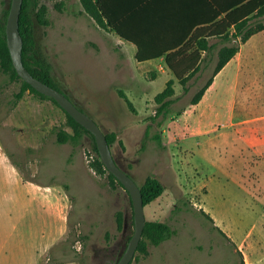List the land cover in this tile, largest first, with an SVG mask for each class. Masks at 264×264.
<instances>
[{
    "label": "rangeland",
    "instance_id": "1",
    "mask_svg": "<svg viewBox=\"0 0 264 264\" xmlns=\"http://www.w3.org/2000/svg\"><path fill=\"white\" fill-rule=\"evenodd\" d=\"M11 2L0 0V16ZM42 2L49 23L36 24L37 51L57 84L103 130L118 133L112 150L139 185L149 176L164 185L145 205L146 218L167 221L176 232L137 250L130 264H241L240 251L247 264H264V29L229 43L240 53L195 104L222 40L212 39L215 53L185 90L165 60L138 62L134 45L126 50L66 0ZM170 78L175 101L156 116L155 96ZM139 79L147 95L131 91ZM20 88L0 72V264H114L135 232L129 191L95 167L90 136L78 145L58 142L61 128L72 131L62 107L30 90L14 103Z\"/></svg>",
    "mask_w": 264,
    "mask_h": 264
},
{
    "label": "trees",
    "instance_id": "2",
    "mask_svg": "<svg viewBox=\"0 0 264 264\" xmlns=\"http://www.w3.org/2000/svg\"><path fill=\"white\" fill-rule=\"evenodd\" d=\"M80 1L83 6L82 12L92 17L95 24L107 31L115 32L121 38L133 42L137 46L136 58L138 61L143 62L166 54V63L185 90H188L189 80L194 77L202 67L203 59L200 50H208L214 46L209 44L208 37H220L224 45L218 50V60L214 68V74L194 94L192 103L195 104L202 99L206 90L213 83L215 75L220 72L227 62L239 51V44L229 43L233 42L235 39L246 42L253 34L264 29L263 21L253 22L254 18L264 16V0H210L211 14L200 19V23H198L205 24L203 27L188 28L184 36H182L178 42L168 44L152 43L142 41L139 33L123 26V22L120 21L110 8H108L105 0ZM62 4L63 3H59V5H57L59 9H62ZM10 7L4 10V13L0 16V72L6 74L11 82H21V88L15 93L13 102L18 103V101L23 98L26 91L30 90V92L42 98L52 99L59 105L56 99L38 91L32 84L28 83L18 74L8 46L6 34V24ZM47 14L48 6L42 2V0H23L20 15V32L24 40L23 62L34 76L63 90L57 84L52 74L51 63L46 58L40 56L37 51L36 24L37 22L43 24L49 23ZM192 41H197V48L188 53V50L192 46ZM175 78L168 79L165 88L156 94L155 100L159 103L156 116L167 113L171 104L175 101V97H173L175 94ZM118 92L119 95L125 99L129 108L132 111H136L137 109L134 102L127 92L122 89H119ZM63 110L67 114L68 124L71 126L72 131L61 128L57 132L58 142H73L75 145H78L81 143L84 136H90L92 139V147L97 153V158L94 162L95 167L101 173H107L113 185H116V183L123 185L116 175L109 171L103 163L94 134L78 122L64 108ZM105 132L112 148L114 143L118 140V133L116 131ZM147 132L149 133V131ZM154 138L162 145L163 142L160 133H155ZM114 157L120 167L128 172L115 154ZM140 186L145 205L155 200L164 190L163 183L154 176L147 177L146 181ZM201 213L213 221L214 228L218 229L224 236L229 238L226 232L219 225L215 224L214 218L207 211L201 209ZM125 223V214L123 211L119 210L117 212V224L119 229L125 228ZM175 232L176 230L167 221L147 220L137 250L146 252L148 243L159 245L162 241L173 236ZM240 254L241 264H247L241 251ZM119 259L120 258L113 260L114 264H117Z\"/></svg>",
    "mask_w": 264,
    "mask_h": 264
},
{
    "label": "crops",
    "instance_id": "3",
    "mask_svg": "<svg viewBox=\"0 0 264 264\" xmlns=\"http://www.w3.org/2000/svg\"><path fill=\"white\" fill-rule=\"evenodd\" d=\"M105 2L108 8H110V10L120 19V21L123 22L122 25L130 29H133L134 31L139 33L142 38V41L160 43V44L178 42L179 39L182 38V36H184L188 28L203 27L205 24H198L200 23L199 20L211 14V7L209 4L210 0H105ZM65 5L67 7L70 5L73 6L74 9L77 10L81 15L86 14L82 12L83 6L80 0H66ZM87 16L95 24L94 19L89 15ZM95 25L98 28L105 30L101 28L99 25L97 24ZM105 31L109 34L112 35L114 34L115 38L123 41L125 43V47L127 46V44L134 45V50L132 49V52L134 55V59L137 60L136 53L138 48L133 42L121 38L115 32H111L107 30ZM212 39L221 41V38L218 36L208 37L209 44L214 46L213 48L208 50L207 49L200 50L203 60H205L206 57H208V59L212 57L214 49L217 45V41H212ZM196 44L197 41H192V46L188 50V53H190L191 51L197 48ZM223 45L224 42L221 44V46ZM218 50L216 51V53L214 52L215 54H213V58H217V60H218ZM239 53H240V49L220 71L226 70L230 66V64L236 59ZM160 60L166 61V54L158 58H154L143 62H147V64H151ZM144 77H148L147 71L144 73ZM136 78L137 75L132 73V81H136ZM139 82H140L139 89L138 90L134 89L131 91L134 93L135 92L139 93L140 90V92H143L144 94L147 95L149 92L148 87L140 79ZM140 99L142 100V97H140ZM49 199L54 200L52 197ZM47 209L48 212H50L51 210L53 211L54 207L52 208L48 207ZM63 230H64V225H63Z\"/></svg>",
    "mask_w": 264,
    "mask_h": 264
},
{
    "label": "water",
    "instance_id": "4",
    "mask_svg": "<svg viewBox=\"0 0 264 264\" xmlns=\"http://www.w3.org/2000/svg\"><path fill=\"white\" fill-rule=\"evenodd\" d=\"M22 6L23 0H12L6 24L7 42L14 65L18 74L23 79L32 84L38 91L56 99L62 108L94 134L103 163L109 171L116 175L129 191L134 209L135 232L130 238L126 250L117 264H130L142 239L147 221L141 186L131 174L121 168L117 163L106 132L102 129L101 125L95 120V118L85 110L81 109L65 91L34 76L25 66L23 62L24 40L20 32V15Z\"/></svg>",
    "mask_w": 264,
    "mask_h": 264
}]
</instances>
